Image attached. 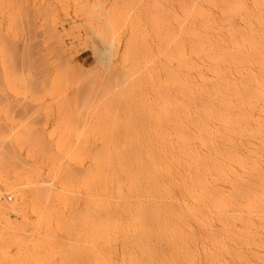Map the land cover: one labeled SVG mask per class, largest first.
<instances>
[{"label":"rangeland","instance_id":"rangeland-1","mask_svg":"<svg viewBox=\"0 0 264 264\" xmlns=\"http://www.w3.org/2000/svg\"><path fill=\"white\" fill-rule=\"evenodd\" d=\"M203 38L212 40L205 44ZM215 39L228 54L238 46L246 52L234 54L236 61L247 58L234 64L239 70L231 55L222 58V48L216 51ZM209 44L215 47L211 52ZM191 46L214 59L221 53L222 62L205 60L207 53ZM183 54L198 63L201 78L215 84L216 72H206V66L212 70L219 61L216 70L227 71L217 77L233 81L217 84L247 91V103L235 101L231 110L237 118L241 112L246 131L241 140L264 169V0H0V207L15 206L0 208V264H110L111 251L93 254L74 241L71 208H62L58 186H70L71 171L86 167V155H78L80 162L73 151L115 149L125 134L165 139L174 132L182 118L179 92L195 99L192 89L202 81L190 60L192 70L183 69ZM182 74L187 81L193 76L195 84L188 85L193 96L186 91L194 81L183 82ZM33 182L38 184L33 194L49 201L35 213L25 194ZM60 215L64 227L56 224ZM249 219L255 232L242 250L253 264H264V227L254 215ZM211 225L219 226L216 220ZM198 259L204 264L201 253Z\"/></svg>","mask_w":264,"mask_h":264},{"label":"bare ground","instance_id":"bare-ground-1","mask_svg":"<svg viewBox=\"0 0 264 264\" xmlns=\"http://www.w3.org/2000/svg\"><path fill=\"white\" fill-rule=\"evenodd\" d=\"M207 38H203L204 41L211 39ZM197 41L198 45L204 43L199 44ZM207 41L205 44L210 42ZM189 42L187 44L191 43ZM214 42L217 43L216 39ZM198 45L194 46L197 48ZM211 45L209 44L208 51L212 48ZM214 45L212 46L216 51L224 47H219L218 43ZM238 47L236 52L240 48ZM192 48H189L188 52L198 50ZM198 48L203 50L201 46ZM224 48L221 51H224ZM201 51L199 53L202 56L206 55L205 60L211 59L212 56L214 59V54L204 51L207 55ZM227 51H224L225 54L222 52L223 55L220 53L222 58L231 55L235 60L230 61L233 65H238V62L245 63L247 58L242 56L246 52L241 53L239 50L242 59L239 57L240 60L236 61V52L228 54L230 51ZM220 54H217V58L215 53V59L222 62ZM236 56L238 58V55ZM188 57L183 56V60H186L183 69L192 64ZM200 58L199 62L203 61ZM224 61L227 62L223 59ZM217 63L214 62L215 70L212 66L214 64L210 63L211 70L207 63L206 67L210 71L208 69L206 72L212 71V75L216 72L213 80L217 78L220 81H229L230 78H220L227 67L219 73L216 70V67L220 69ZM225 64L229 66L230 63ZM196 65L199 67L196 63L193 68L199 71V68L194 67ZM202 67L205 66L202 64ZM235 67L232 66L233 69ZM244 67L241 69L246 71ZM189 69L192 70V66L185 70ZM237 69L236 67L234 70ZM198 71L193 73L196 72L199 76ZM183 75L182 79L190 74L184 75L185 77ZM204 77L201 78L200 73L199 79L202 81L198 90L195 87H198L199 82L196 85L194 78V82L187 83L188 95L195 96L196 93V96H200L199 99L198 96L197 100L193 97L187 99V95L184 97L182 91L179 92L182 118L179 117L178 126L177 123L174 124V132L168 134L165 139L155 133L150 136L125 134L119 140L121 146H116L118 148L111 149L108 146L110 149L103 147V150H100L101 148L94 147L83 152L81 149L79 152H72L77 159L73 158L80 162L78 155H86V167L76 166L74 170L70 167L73 182L71 181L70 186L64 182L59 185L56 196L60 199L62 208H66V204L70 205V226L73 228L76 243L85 244L91 248L93 254L111 251L113 256L110 264H200L199 253L203 255L204 264H253L243 252L242 246L255 232H252L253 227L251 228V215L257 217L261 221L260 225L264 227V169L249 157L248 152L252 147L249 148L241 140L246 135L245 126L240 125L238 120L241 112H237L238 118L234 117L232 112V104L235 101L241 105L247 101V91L233 86L230 92V89L227 90L229 86H225L223 81L219 82L223 83L224 87L216 81L219 87L215 80ZM184 80L188 82L187 78L183 79V82ZM192 83L195 87L191 86ZM230 83L226 82L232 85V82ZM183 85L186 89V84ZM188 85L194 88L193 93L196 91L193 95L190 94L192 92ZM238 86L242 87V82ZM242 115L245 118L246 113ZM71 151L65 152L70 156ZM35 183L25 186L32 213L37 212L40 205L49 203L47 197L33 194L35 186L38 185ZM81 188L84 193L82 195L79 192ZM4 209L13 210L15 206L9 204ZM213 220L218 222V228L211 225ZM56 222L58 227L67 225L62 215L56 216ZM195 226L200 229V234L195 232ZM259 243L258 241V245H261Z\"/></svg>","mask_w":264,"mask_h":264},{"label":"built area","instance_id":"built-area-1","mask_svg":"<svg viewBox=\"0 0 264 264\" xmlns=\"http://www.w3.org/2000/svg\"><path fill=\"white\" fill-rule=\"evenodd\" d=\"M1 199H2V198H1V195H0V201H1Z\"/></svg>","mask_w":264,"mask_h":264}]
</instances>
